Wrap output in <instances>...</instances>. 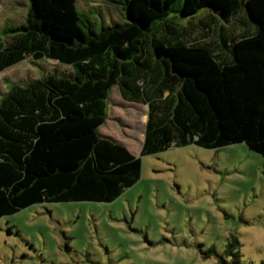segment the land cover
<instances>
[{
  "label": "trees",
  "instance_id": "trees-1",
  "mask_svg": "<svg viewBox=\"0 0 264 264\" xmlns=\"http://www.w3.org/2000/svg\"><path fill=\"white\" fill-rule=\"evenodd\" d=\"M30 2L21 21L0 19V74L27 59L67 70L12 84L0 101V220L37 204L112 203L139 180L140 157L171 148L243 143L264 159V0H107L64 11ZM240 11L235 35L220 18L230 24ZM114 87L147 107L139 157L100 131Z\"/></svg>",
  "mask_w": 264,
  "mask_h": 264
},
{
  "label": "rangeland",
  "instance_id": "rangeland-1",
  "mask_svg": "<svg viewBox=\"0 0 264 264\" xmlns=\"http://www.w3.org/2000/svg\"><path fill=\"white\" fill-rule=\"evenodd\" d=\"M11 1L0 0V19L16 14L22 20L30 0H15L10 10ZM102 2L107 0H37V6L64 11L100 3L103 7ZM115 7L122 8L117 3ZM111 10L115 21L125 22L121 13ZM242 11L230 24L220 18L227 31L235 35L243 31ZM91 17L100 28V15L92 11ZM111 18L105 16V21L111 24ZM177 19L181 26L193 22ZM243 25L255 29L248 16ZM210 28L206 41L215 46L218 26ZM65 70L53 61L27 59L0 74V101L12 84ZM120 101L114 87L101 132L118 137L139 157L146 108L112 106ZM118 111L117 120H112ZM140 159L139 180L112 203L37 204L2 218L0 264H264L260 155L239 143L218 149L188 145ZM229 243L234 246L228 248Z\"/></svg>",
  "mask_w": 264,
  "mask_h": 264
},
{
  "label": "crops",
  "instance_id": "crops-1",
  "mask_svg": "<svg viewBox=\"0 0 264 264\" xmlns=\"http://www.w3.org/2000/svg\"><path fill=\"white\" fill-rule=\"evenodd\" d=\"M15 2V0H12L11 1V3H10V7H9V9L10 10H12L11 9V5L13 4ZM11 15H13V14H11ZM8 17V16H7ZM120 92V91H119ZM121 94V93H120ZM122 97V96H121ZM121 103H115V104H113L112 106H115L116 108H118V110H119V107H125V106H130V105H137V106H142V107H145L146 108V111H147V107L146 106H144V105H141V104H134V103H130V102H127V101H124L123 99H122V101H120ZM125 105V106H124ZM110 104H109V107H108V114H109V112H110ZM118 115L117 116H112L111 117V119L112 120H117V118H118V116L120 115V112L118 111V113H117ZM110 116V115H109ZM145 116H146V112H145ZM146 119H147V117H146ZM145 123H146V121H145ZM144 127H145V125H144ZM100 131H101V129H100ZM102 134H104L105 136H107V137H110V138H113V139H115L116 141H118V142H120V143H122L126 148H127V146H126V144L124 143V141H122L121 139H119L118 137H116V136H113L112 134H108V133H104V132H101ZM143 134H144V130H143ZM143 134H142V136H141V144H142V141H143V138H144V136H143ZM140 148H141V145H140ZM128 149V148H127ZM130 152V151H129ZM131 153V152H130ZM139 153H140V151H139ZM132 154V153H131ZM133 155V154H132ZM137 157V156H136Z\"/></svg>",
  "mask_w": 264,
  "mask_h": 264
}]
</instances>
